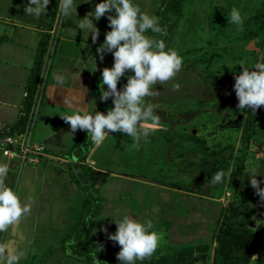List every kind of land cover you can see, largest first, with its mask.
Returning a JSON list of instances; mask_svg holds the SVG:
<instances>
[{"label":"rangeland","instance_id":"1","mask_svg":"<svg viewBox=\"0 0 264 264\" xmlns=\"http://www.w3.org/2000/svg\"><path fill=\"white\" fill-rule=\"evenodd\" d=\"M162 2L156 0L151 14L159 16L162 25V19L169 21L172 33L166 47L177 50L183 65L169 81L157 82V94L147 98L161 117L159 131H151L139 148L128 137L127 150L111 156L117 168L103 166L101 172L108 176L99 188L102 209L96 219L128 214L142 222L153 221L159 246L151 257L136 264H212L215 238L224 221L227 230H236L228 231V238L237 263L264 264V201L247 173L258 169L256 178L264 181V105L257 112L253 135L244 140L251 109L237 108L232 88L234 72L242 70L240 62L249 68L263 62L264 32L257 25L237 27L229 19L232 6L246 20L264 0H183L177 13L163 11L161 16ZM147 34L165 39L151 31ZM119 140L120 146L124 141ZM241 155L243 169L237 171ZM51 160L55 167L65 164ZM222 163L225 181L212 185L210 177L220 171L212 168ZM69 180L54 189L53 231L11 234L19 242H11L10 251H25L19 263L27 259L29 264H90L65 256L60 247L83 198ZM259 187L264 188V183ZM105 229L90 231L96 237L94 249L108 264H121L117 259L121 246L108 239L116 225L113 222Z\"/></svg>","mask_w":264,"mask_h":264},{"label":"crops","instance_id":"2","mask_svg":"<svg viewBox=\"0 0 264 264\" xmlns=\"http://www.w3.org/2000/svg\"><path fill=\"white\" fill-rule=\"evenodd\" d=\"M98 2L100 0H77L80 4L77 5L76 13L73 12L71 16L60 15L55 27L59 0H50L45 14L40 18L25 14L26 0H0V162H6L9 166L4 183L16 190L22 200L27 201L31 197L32 205L29 214L0 232V243L6 244L8 251L11 242H19L18 235L15 238V234L21 236L24 232L33 235L38 230L53 231V211L56 212V208L52 206L54 202L57 204L54 189L64 180L70 182L66 167L69 161L66 156L75 141L83 137V131L77 129L72 132L69 123L61 117L71 114V110L61 103L60 90L69 89L75 92L77 99L74 107L85 106L88 111H99L102 101L99 99L96 84L101 79V70L112 66L113 57L108 53L101 61L96 48L104 40L105 32L110 29L106 16L98 21L93 19L94 25L99 29L98 38L93 44L91 34L87 36V27L79 28L84 24L79 19L85 18L94 10V5ZM155 2L156 0H137L141 10L150 14L155 8ZM43 42L47 44L45 56L27 119L21 125L26 97ZM95 62L97 68L92 71ZM73 73L79 78L75 79ZM55 74H64L62 85H56ZM31 113L35 114V119L30 126ZM158 129H150V132L157 133ZM26 132L28 143L43 149V157L37 162L22 163L14 156L3 154L2 147H5L7 137L20 141ZM119 139L124 141L120 146ZM129 141L126 134L110 132V136L100 145L94 144L85 158V163L98 172L102 171L103 166L115 169L118 163L111 156L116 158L118 153L127 150ZM51 159L62 160L65 164L55 167ZM131 165L133 162L129 164ZM61 212L63 215L60 220L63 219L64 210ZM61 228L60 225L57 230ZM68 228L69 226L65 231ZM11 234H14L12 238ZM29 262L24 259L19 264Z\"/></svg>","mask_w":264,"mask_h":264},{"label":"clouds","instance_id":"3","mask_svg":"<svg viewBox=\"0 0 264 264\" xmlns=\"http://www.w3.org/2000/svg\"><path fill=\"white\" fill-rule=\"evenodd\" d=\"M49 2L50 0H26L24 12L33 18H40L45 14ZM78 4L80 3H77V0H59L57 10L63 16H71L73 12L76 13ZM102 16H106L110 30L105 32L104 40L96 48V53L101 61L105 54L110 53L113 63L111 67L101 70L104 87L100 90L99 99L103 102L111 98L113 106L105 112L88 111L85 106L74 107L77 99L75 92L61 89V103L71 110V114L61 117L69 123L72 132L77 129L86 131L87 137L95 145H100L110 136V132H120L132 138L135 146L139 148L140 142L150 135V129L160 126L161 117L154 111L153 102L147 98L157 94L154 89L157 82L169 81L180 72L183 57L176 49L166 47L165 40L147 34L151 31L165 36L167 29L160 23L159 16L142 11L137 0H100L95 3L94 10L85 18L79 19L84 21L79 28L87 27V36L91 34L93 44L99 35V29L94 25L93 19L98 21ZM229 19L237 27H242L244 17L235 5L229 11ZM238 65L242 66V70L238 74L234 72L232 85L238 100L237 108L255 112L264 105V62L257 61L253 68L245 66L244 62ZM96 68L95 62L92 71ZM125 76L126 82L118 89V82ZM73 77L79 78L75 73ZM64 80V74L54 75L57 86L62 85ZM8 167L6 162H0V232L18 223L30 213L32 207L31 197H28L27 201L22 200L16 190L4 183ZM257 170L247 172L249 183L256 189L261 201H264V188L259 187L264 181L256 178ZM225 178V171L220 170L210 177L209 182L212 185L222 184ZM112 221L116 230L114 233H108V239L121 246L117 253L121 264H136L137 261L151 257L158 248L160 238L151 219L142 222L132 215L125 214ZM7 247L6 244L0 243V264H19L25 256V251H8ZM252 260H255V257H252Z\"/></svg>","mask_w":264,"mask_h":264},{"label":"trees","instance_id":"4","mask_svg":"<svg viewBox=\"0 0 264 264\" xmlns=\"http://www.w3.org/2000/svg\"><path fill=\"white\" fill-rule=\"evenodd\" d=\"M182 1L183 0H163L160 5L161 16L163 11L164 14L169 15L177 13ZM162 22L167 29V34L165 35L164 39L167 44L171 37L172 30L169 25V21L162 19ZM243 25H257L256 28L261 33L264 32V2L255 13L243 21ZM46 46L47 44L43 42L40 52L38 53V59L36 60L33 76L31 79V86L26 97V107L24 108V116L21 120V125L26 121L28 112L30 110L31 99L35 92L36 83L46 52ZM125 82L126 76L118 82L117 88L119 89V87ZM103 87V83L101 79H99L96 84V89L98 90L99 94ZM112 106L111 98H109L107 101L101 102L99 111L105 112L107 108ZM259 109L260 107L257 108L255 112H252L251 110L250 116L245 121L246 129L244 132V140L246 141H248V139L253 135V126ZM93 144L94 143L90 140V138L87 137L86 131H83V137L75 141L74 145L66 156L69 161L66 165L68 169V176L70 177L71 181L81 190L83 198L81 200L79 211L76 215V220L69 226L67 233L61 238L60 247L62 253L65 256L72 257L75 260L90 264H108L107 261L102 257V254L94 249L93 239L96 237H92L90 235V231H104L105 227L113 226L112 220H105L103 218L96 219L100 215L102 209L99 188L106 182V177L108 175L107 173L95 171L91 166L85 163V158L91 150ZM230 156L231 155H229V157ZM243 158L244 155H241L239 159L240 164L237 167V171L243 169ZM224 164L225 163L219 164L217 167L212 168V170H222L224 168ZM225 226L226 221L223 222V225L215 238L216 244L212 250V264H238V255H236L235 259L232 257L233 250L229 246L228 238V231L231 232L236 230L230 227L228 228L229 230H227ZM70 241L72 243H69ZM158 263L165 264L162 261Z\"/></svg>","mask_w":264,"mask_h":264},{"label":"built area","instance_id":"5","mask_svg":"<svg viewBox=\"0 0 264 264\" xmlns=\"http://www.w3.org/2000/svg\"><path fill=\"white\" fill-rule=\"evenodd\" d=\"M60 13L58 11L57 13V19L55 23V27H57V24L59 22ZM56 30V29H54ZM35 114L31 113V119L29 122V125L31 126L34 122ZM26 132L23 134L24 138H22L20 141L17 139H13L12 137H7L5 140V147H2L3 154L6 156H14L19 159L22 163L27 162H37L40 160V158L43 157V149L40 146L37 145H30L28 143V140L26 138L27 136ZM22 136V137H23ZM8 146H12V148H9Z\"/></svg>","mask_w":264,"mask_h":264}]
</instances>
